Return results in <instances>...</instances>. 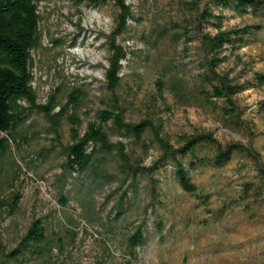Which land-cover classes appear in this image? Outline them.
Here are the masks:
<instances>
[{
  "label": "rangeland",
  "instance_id": "374dc122",
  "mask_svg": "<svg viewBox=\"0 0 264 264\" xmlns=\"http://www.w3.org/2000/svg\"><path fill=\"white\" fill-rule=\"evenodd\" d=\"M189 1L128 0L139 20L129 21L120 38L135 51L124 62L119 89L127 119L142 117L144 104L164 67L176 66L188 77L200 70L196 40L185 44L158 36L172 19L182 18L184 3ZM116 12L111 1L94 6L87 0H46L38 5L40 44L31 53L37 102L45 103L48 95L59 89V100L64 103L72 87L83 88L86 99L78 111L82 129L102 106L107 65L104 35ZM225 15V28L261 25L236 51L237 56L229 57L218 68L235 81H250L253 72L264 73V18L249 13L240 17L228 10ZM206 30L214 32L212 27ZM166 96L170 111L161 108L159 116L165 120L163 133L171 144L178 145V137L183 134L211 132L221 144L240 142L256 150L264 163V85L235 96L239 127L226 122L219 108L180 105L170 93ZM47 125L42 115L31 113L20 126L25 139L11 143L15 164L8 165L1 176L0 198L7 201L13 193L20 197L12 213L5 202L0 204V259L38 218L55 247L50 264H264V194L259 193V177L251 157L234 153L222 167L191 169L182 187L167 165L152 175L158 180V200L153 206L149 205L146 178L141 179L135 196L128 186H118L116 181L93 188L89 199L96 217L89 222L79 202L83 177H78L74 185L68 178L69 182L61 186L62 158ZM59 132L62 143L70 140L66 120ZM110 139L121 138L110 134ZM130 148L128 145L129 152ZM131 153L148 164L159 151L153 144L145 154L139 148ZM197 154L210 155L212 147L199 146ZM61 193L69 198L65 206L59 201ZM121 195L122 213L116 216ZM144 219L148 222L146 240L131 259L125 236ZM155 219L160 220V229L153 223Z\"/></svg>",
  "mask_w": 264,
  "mask_h": 264
},
{
  "label": "trees",
  "instance_id": "16d2710c",
  "mask_svg": "<svg viewBox=\"0 0 264 264\" xmlns=\"http://www.w3.org/2000/svg\"><path fill=\"white\" fill-rule=\"evenodd\" d=\"M43 1L46 0H0V179L7 166L15 164L10 154L11 143L25 139L20 126L31 113H37L46 120L47 130L54 135L55 145L59 147L61 186L69 182L68 178H72L74 185L78 177H83L79 182V202L89 222L95 221L96 217L89 199L93 188L116 181L118 186H128L135 196L141 179L146 178L149 205L153 206L158 200L155 185L158 180L152 175L158 170L170 165L173 178L182 187L189 180V170L199 166L222 167L234 153H244L252 158L259 177V193L264 194V163L256 150L240 142L221 144L211 132L180 135L175 146L165 137V120L159 116L161 108L170 111L166 96L170 93L180 105L219 108L226 122L234 127L241 125L235 96L250 87L263 86L264 73L253 72L250 81L238 82L218 68L229 57H236V51L248 43L251 34L261 25L225 28V10L240 17L249 13L264 18V0L185 2L182 18L172 19L170 26L163 27L158 36L168 37L172 42L182 40L185 44L196 40L201 56L200 70L188 77L176 66L164 67L162 75L154 82V92L144 104V114L138 120L126 118L127 108L119 89L124 62L135 55V51L124 45L120 38L127 31L128 22L139 19L133 15L128 0H87L94 6L111 1L117 12L109 32L104 35L107 65L104 68V94L100 99L102 106L96 110L95 119L83 129L78 115L86 99L83 88L72 87L66 92L64 103L59 100V89L50 93L45 103L37 102L32 86L34 60L31 53L40 44L38 5ZM207 27H212L214 32L206 30ZM63 120L69 124L70 140L66 143L60 141L59 129ZM110 134L121 139L113 141ZM153 144L159 154L148 164L131 153L139 148L145 154ZM204 145L212 147V154L199 156L197 148ZM19 197L18 193H13L7 201L0 198V204L5 202L12 213ZM122 198L123 195L116 205V216L122 213ZM68 200V196L60 194L59 201L63 206ZM151 213L154 215L156 211L152 209ZM154 222L160 229V220ZM147 223L142 220L125 236L131 259L136 256V248L146 240ZM54 248L45 235L41 219H33L16 244L2 253L0 264H50Z\"/></svg>",
  "mask_w": 264,
  "mask_h": 264
}]
</instances>
